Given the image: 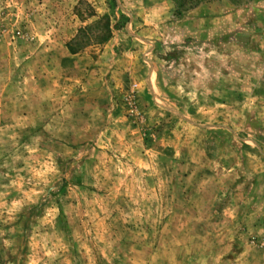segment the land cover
<instances>
[{"label":"rangeland","instance_id":"374dc122","mask_svg":"<svg viewBox=\"0 0 264 264\" xmlns=\"http://www.w3.org/2000/svg\"><path fill=\"white\" fill-rule=\"evenodd\" d=\"M117 3L0 0V264H264V0Z\"/></svg>","mask_w":264,"mask_h":264},{"label":"trees","instance_id":"16d2710c","mask_svg":"<svg viewBox=\"0 0 264 264\" xmlns=\"http://www.w3.org/2000/svg\"><path fill=\"white\" fill-rule=\"evenodd\" d=\"M109 14L97 17L93 22L80 27L75 36H73L65 45L71 55L83 52L89 47H98L105 45L113 36L116 27L125 25L129 18L125 15L117 0H106ZM174 4L173 15L175 18H181L187 11L196 8L200 4L221 1V0H171ZM234 5H239L244 0H229ZM92 15V14H91ZM118 16L116 23L112 25L111 17Z\"/></svg>","mask_w":264,"mask_h":264}]
</instances>
